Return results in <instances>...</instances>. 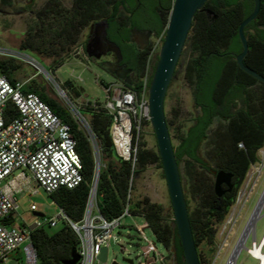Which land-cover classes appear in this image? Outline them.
I'll list each match as a JSON object with an SVG mask.
<instances>
[{
  "label": "trees",
  "instance_id": "1",
  "mask_svg": "<svg viewBox=\"0 0 264 264\" xmlns=\"http://www.w3.org/2000/svg\"><path fill=\"white\" fill-rule=\"evenodd\" d=\"M142 1L72 0V7L67 8L58 0H52L29 25L20 49L53 59L48 71L54 74L78 48L82 47L85 53L84 45L80 44L84 30L91 24L105 21L108 37L122 49L136 72L137 82L128 86L139 90L149 48L141 53L134 50L129 43L130 28L143 27L156 36L165 35L172 8L171 2L165 8H152V18L144 24L140 16L131 17L135 13L141 15L138 10ZM254 6V0H209L196 14L187 41L190 57L184 79L192 89L195 106L200 112L188 128L178 125V144L174 149L179 166L185 164L182 180L200 264H204L200 246L214 244L218 225L236 201L251 166L259 161L258 153L264 148V83L244 72L236 61L243 50L239 28ZM245 34L249 52L244 63L264 77V0H261L257 18L245 28ZM157 62L158 57L149 87ZM20 69L17 59L0 58V75L18 81L15 74ZM25 90L37 93L71 127L77 141L84 181L74 189L60 188L50 197L71 220L81 221L95 177L92 147L79 123L55 96L41 89L36 81L28 83ZM62 90L68 95L81 96L80 89L71 80L63 83ZM80 112L97 139L103 164L97 184L98 208L106 219L112 220L124 210L131 177L153 164L162 168L159 151L148 149L141 136L133 169L130 162L122 161L116 154L110 135L112 119L101 103L85 105ZM7 113L10 118L17 114L12 105ZM167 122L171 133L174 123L169 118ZM239 144H243V148ZM221 170L233 174L234 188L218 198L213 172ZM130 204L131 215L143 217L157 241L168 251L165 259H170V264H186L175 221L170 222L165 217L164 207L147 197ZM31 240L37 264H66L72 252L80 247L77 235L66 223L55 233H50L45 226L36 228Z\"/></svg>",
  "mask_w": 264,
  "mask_h": 264
},
{
  "label": "built area",
  "instance_id": "2",
  "mask_svg": "<svg viewBox=\"0 0 264 264\" xmlns=\"http://www.w3.org/2000/svg\"><path fill=\"white\" fill-rule=\"evenodd\" d=\"M163 39L164 34L155 36L150 44L146 71L139 90L131 89L119 80L103 84L106 101L102 107L112 119L110 135L116 154L122 161L130 162L133 169L137 163L143 128L151 125L148 81ZM82 54L85 53L80 47L74 57ZM0 55L20 60L44 75L41 63L27 54L0 48ZM25 86L26 83L22 81H12L7 76L0 75V264H7L11 254L20 251L23 246L25 264H37L31 233L45 224L36 222L31 227L17 224L19 201L16 193L24 189L26 172L31 175L38 188L44 189L49 195L60 188L74 189L84 181L83 163L71 127L37 93L27 92ZM58 94L63 98L67 96L62 89ZM68 101L72 116L85 132L92 147L95 177L83 219L73 221L58 207V216L49 219L48 224L55 227L63 220L79 239L80 260L77 264H94L99 260L102 248L108 247L116 237L115 230L123 227L122 220L132 216L130 202L134 177L130 180L128 200L122 214L112 220L106 219L99 211L97 201L98 178L103 166L97 139L79 108L72 100ZM10 105L17 112L12 118L7 113ZM85 105L96 106L89 101ZM239 147L243 148V144H239ZM16 171L19 173L14 175ZM31 209L36 210V206L32 205ZM140 231L143 234L144 229ZM143 238L147 241L144 236ZM148 246L155 251L157 249L155 243L148 242ZM256 247L264 253V234L260 240L256 238L247 249L251 257V252ZM160 258L161 261L165 259L164 256ZM257 261L258 264H263L260 258Z\"/></svg>",
  "mask_w": 264,
  "mask_h": 264
},
{
  "label": "rangeland",
  "instance_id": "3",
  "mask_svg": "<svg viewBox=\"0 0 264 264\" xmlns=\"http://www.w3.org/2000/svg\"><path fill=\"white\" fill-rule=\"evenodd\" d=\"M58 1L67 8L72 7V0ZM46 2L47 0H38V4L34 8V14L28 12L24 13L23 16H0V48L27 54L39 61L48 70L53 65V59L37 55L29 50L20 49V44L26 36L29 25L34 23L37 11ZM86 34L87 30H84L80 37V44L84 45ZM3 57L6 56L0 55V58ZM189 57L190 50L187 43L166 97V116L174 123L171 130L173 145L178 144L176 131L178 125L184 126L185 129L188 128L193 117L199 113L194 103L192 89L184 79V70ZM18 61L21 64V69L15 74L18 81H22L26 85L36 81L41 89L55 96L69 111L70 102L68 100H72L80 111L85 108L87 101L93 104L100 102L103 106L106 101L103 84L116 81L113 76L95 61L90 60L85 54L79 57L72 55V58L57 69L54 74L49 71V75L46 76L40 74L34 67L20 60ZM66 80L73 81L74 85L80 89L81 96L77 97L66 93V98L59 96L58 91L62 89ZM142 134V140L146 142L147 148L157 150L156 136L152 126H145ZM258 156L259 161L251 166L238 192L236 201L224 221L218 225L214 244L212 246L206 244L200 246L204 264H227L229 258H235L239 250L235 264H258V261L247 252L252 242L256 238L260 240L264 234V197H262L264 196V148L259 151ZM184 165L182 163L180 166L182 174ZM18 173L19 171H16L14 175ZM26 176L27 180L24 181L23 191L16 193L19 201L17 224L31 227L34 223L41 222L45 224V228L50 233L57 232L63 227L64 221H59L55 227L49 226L48 221L58 216V206L44 189L38 188L28 172H26ZM146 197L153 203L162 205L165 217L172 222L174 213L164 171L156 164L148 166L145 171L134 176L131 203ZM32 205L36 206V210L31 209ZM35 213H42L44 216L38 217ZM122 224L123 227L115 230L116 237L108 244L107 262L102 263L96 260L94 264H113L114 262L117 264H130L124 259L133 260V264L172 263L168 258L161 261L160 257L164 256L166 258L168 251L157 241L143 217L127 216L122 220ZM142 228L144 229L143 234L140 231ZM148 242L155 243L156 251L148 246ZM24 247H21L20 251L12 253L7 264H25Z\"/></svg>",
  "mask_w": 264,
  "mask_h": 264
},
{
  "label": "water",
  "instance_id": "4",
  "mask_svg": "<svg viewBox=\"0 0 264 264\" xmlns=\"http://www.w3.org/2000/svg\"><path fill=\"white\" fill-rule=\"evenodd\" d=\"M209 0H173L169 22L164 35V40L158 55V62L149 87V105L151 126L154 130L162 168L169 191L171 204L174 213V221L181 241L186 264H200L198 249L195 243L189 210L182 180L181 168L175 156V149L169 130L166 116V97L173 78L176 75L180 60L186 49L188 37L192 31L196 14L203 9ZM253 12L241 23L239 36L243 50L236 57L239 67L264 83V77L247 67L244 59L249 52L248 39L245 28L254 21L261 9V0H254ZM150 36V34H149ZM115 51L121 55L120 48L114 43ZM90 47L86 48L89 52ZM89 58L91 55L88 56ZM44 76L49 75L47 69H43ZM126 83V82H125ZM129 85L128 83H126ZM215 193L218 198H222L227 192H232L234 188L233 174L226 171H214ZM227 187V189L224 188ZM38 217H43L42 213H35ZM108 247L102 248L99 261L107 262ZM80 254L74 250L71 259L66 264H77ZM133 264V260L124 259ZM113 264H117L114 262Z\"/></svg>",
  "mask_w": 264,
  "mask_h": 264
},
{
  "label": "flooded vegetation",
  "instance_id": "5",
  "mask_svg": "<svg viewBox=\"0 0 264 264\" xmlns=\"http://www.w3.org/2000/svg\"><path fill=\"white\" fill-rule=\"evenodd\" d=\"M51 1L52 0H47L42 8L48 5ZM172 1L173 0H143L138 10H141V15L135 13L131 15V17L137 18L140 16L143 23L148 24L152 18V8L154 9L156 6L158 9L165 8V6L170 2L172 3ZM37 4L38 0H0V16H23L24 13L28 12L34 14V8ZM39 11H37V13ZM107 29L108 24L105 21L91 24L85 29L87 30V34L84 37L85 55L87 57L91 55V57L88 58L99 64L116 80L124 83L126 82L130 86H133L137 82L136 72L133 67L129 65L127 56L124 55L122 49L119 47L121 55L115 51V42L108 37ZM155 36L156 35L147 28L131 27L129 43L137 53H141L150 47ZM88 46L90 47L89 52L86 50ZM198 110L200 112V109Z\"/></svg>",
  "mask_w": 264,
  "mask_h": 264
},
{
  "label": "bare ground",
  "instance_id": "6",
  "mask_svg": "<svg viewBox=\"0 0 264 264\" xmlns=\"http://www.w3.org/2000/svg\"><path fill=\"white\" fill-rule=\"evenodd\" d=\"M262 197H264V196H262ZM263 206H264V204H263ZM260 211V210H259ZM257 214H258V212H256ZM253 217V216H252ZM244 243V242H243ZM243 246V245H242ZM237 249V248H236ZM235 250V249H234ZM252 258H254V259H258V258H260L261 259V261H262V263L264 264V253H261L260 251H259V249H257V247H256V249L255 250H252ZM235 256V255H234ZM227 264H235V261H234V258L233 257H230L229 258V260L227 261Z\"/></svg>",
  "mask_w": 264,
  "mask_h": 264
},
{
  "label": "crops",
  "instance_id": "7",
  "mask_svg": "<svg viewBox=\"0 0 264 264\" xmlns=\"http://www.w3.org/2000/svg\"><path fill=\"white\" fill-rule=\"evenodd\" d=\"M26 180H27V179H26ZM239 252H240V250L238 251L236 257L234 258V261H236V258H237V256H238ZM231 255H232V254H231Z\"/></svg>",
  "mask_w": 264,
  "mask_h": 264
}]
</instances>
